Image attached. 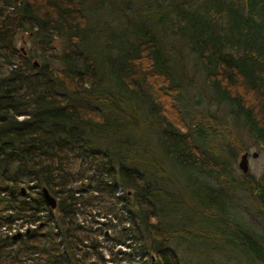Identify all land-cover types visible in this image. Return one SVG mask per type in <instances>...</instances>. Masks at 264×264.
<instances>
[{
    "label": "trees",
    "instance_id": "1",
    "mask_svg": "<svg viewBox=\"0 0 264 264\" xmlns=\"http://www.w3.org/2000/svg\"><path fill=\"white\" fill-rule=\"evenodd\" d=\"M178 44L215 107L179 102ZM249 143L264 0H0V264H264V170L234 166Z\"/></svg>",
    "mask_w": 264,
    "mask_h": 264
},
{
    "label": "rangeland",
    "instance_id": "2",
    "mask_svg": "<svg viewBox=\"0 0 264 264\" xmlns=\"http://www.w3.org/2000/svg\"><path fill=\"white\" fill-rule=\"evenodd\" d=\"M16 44L19 48H21L24 52H26L27 49L29 48V45H30V42L28 41V38H27V33L18 34ZM175 49H177V50L175 53H173L171 63L174 67L175 73L181 79L182 83L185 85L184 87L187 88L186 92H184V90H183L182 93L184 96H183V98H180L179 102L183 103L184 105L189 106L190 103L201 104V103H206L208 101L212 105V107H215L216 106L215 100H214V98H212L211 92L208 89V87H207V85L203 79V72H202V69L200 67L197 56L192 51H190L188 48H184L183 44H181V45L178 44V46ZM34 60H36V58H34ZM244 150L245 149H243L241 152H243ZM247 150H249V152H252L254 150L258 151V154L254 157L249 154V159H248L249 171L258 177V176H260V174L264 170V152L257 145L251 144V143H249V147L247 148ZM240 153H239V155H240ZM239 155H238V158H239ZM238 158L234 164L235 172H240V169L237 165ZM74 183H76V182L74 181ZM121 190H122L121 188L117 189V194H119V193L122 194ZM85 194H96V192L95 191H91L90 193L85 192ZM96 211H97L96 207H93L91 209V214L94 213L95 218H98V220H106L107 219L106 215H102L101 213L97 214ZM80 216H82V215L80 214ZM174 221H176V219ZM113 222H114V220H113ZM26 224L27 223L24 222L23 225H21L20 221H15L12 224V227H13L12 231H14V229L23 230ZM110 230L112 231V228H110ZM110 230L107 229V232H109ZM99 237L102 238V233H101V235H99ZM211 242L213 244H216V243L219 244L220 243L219 239L211 238L209 240H206V242H202L200 244V247L203 248L207 243L211 244ZM104 244H105V246L102 248L103 254L105 257L108 258L111 256L110 248L108 246L107 241H104ZM195 246L197 247V245H195ZM116 248L124 249L127 247L119 244V245H114L113 250H115ZM140 255H141V253L138 254V256H140ZM189 259L191 261L194 260L191 257ZM136 260H138V259H136ZM226 260H227L226 257L220 256V258H219V261L221 262V264L226 263L227 262ZM122 262H127V261L123 260ZM139 262L136 261L137 264ZM210 262H211L210 260L203 259L202 263L203 264H211ZM107 264H114V262L109 260V261H107ZM193 264H194V262H193ZM215 264H219V263H215Z\"/></svg>",
    "mask_w": 264,
    "mask_h": 264
},
{
    "label": "water",
    "instance_id": "3",
    "mask_svg": "<svg viewBox=\"0 0 264 264\" xmlns=\"http://www.w3.org/2000/svg\"><path fill=\"white\" fill-rule=\"evenodd\" d=\"M249 154L254 157L258 154V151L254 150L252 152H249V150H244L243 152L240 153L239 158H238L237 165H238L239 169L244 173L249 171V162H248ZM22 189H24V186H22ZM41 189H42L43 196L46 200V203L51 208H55L56 204H57L56 197L50 192V190L46 186L43 185ZM27 230L28 229L26 228V231ZM22 232L23 231H21V230L16 231L13 234V237H17V236L21 235Z\"/></svg>",
    "mask_w": 264,
    "mask_h": 264
},
{
    "label": "flooded vegetation",
    "instance_id": "4",
    "mask_svg": "<svg viewBox=\"0 0 264 264\" xmlns=\"http://www.w3.org/2000/svg\"><path fill=\"white\" fill-rule=\"evenodd\" d=\"M25 228V227H24ZM24 230V229H23Z\"/></svg>",
    "mask_w": 264,
    "mask_h": 264
}]
</instances>
